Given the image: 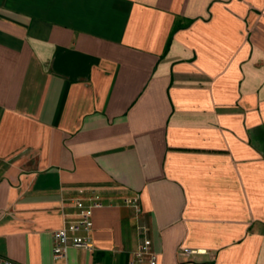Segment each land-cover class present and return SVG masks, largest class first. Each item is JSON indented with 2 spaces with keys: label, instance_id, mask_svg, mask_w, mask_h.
Segmentation results:
<instances>
[{
  "label": "crops",
  "instance_id": "crops-1",
  "mask_svg": "<svg viewBox=\"0 0 264 264\" xmlns=\"http://www.w3.org/2000/svg\"><path fill=\"white\" fill-rule=\"evenodd\" d=\"M91 193V249L54 259ZM145 241L264 264V0H0V257L127 264Z\"/></svg>",
  "mask_w": 264,
  "mask_h": 264
},
{
  "label": "built area",
  "instance_id": "built-area-1",
  "mask_svg": "<svg viewBox=\"0 0 264 264\" xmlns=\"http://www.w3.org/2000/svg\"><path fill=\"white\" fill-rule=\"evenodd\" d=\"M78 207V220L73 223L65 224L60 230L52 234V257L56 260H62L65 257L67 248L91 249V239L89 232L91 230L90 209L100 206L98 197L91 193L83 201L73 202ZM129 204H132L130 202ZM133 206V204H132ZM154 254L148 249V242H143L133 252L127 264H155ZM0 264H12L9 260L0 257Z\"/></svg>",
  "mask_w": 264,
  "mask_h": 264
}]
</instances>
